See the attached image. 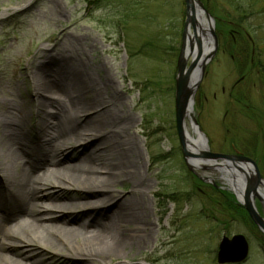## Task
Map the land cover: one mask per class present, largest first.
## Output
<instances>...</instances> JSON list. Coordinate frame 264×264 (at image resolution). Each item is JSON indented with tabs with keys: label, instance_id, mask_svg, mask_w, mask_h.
I'll list each match as a JSON object with an SVG mask.
<instances>
[{
	"label": "rangeland",
	"instance_id": "374dc122",
	"mask_svg": "<svg viewBox=\"0 0 264 264\" xmlns=\"http://www.w3.org/2000/svg\"><path fill=\"white\" fill-rule=\"evenodd\" d=\"M200 2L213 19L217 49L193 96L192 118L209 152L236 147L254 161L264 181V85L258 75L264 70V0ZM184 21V0H0V104L36 105L32 75L62 79V69L84 51L85 58L80 57L87 60V71L114 79L107 95L112 90L122 95L120 103L131 119L116 130L128 129L129 138L124 139L138 143L146 180L140 193L148 205L143 220L149 225L122 229L125 236L142 237L144 243L137 249L127 247L110 264H216L220 239L237 234L249 245L243 264H264V236L218 181L220 176L212 170H190L182 156L174 92ZM88 43L98 51L90 53ZM93 56L109 71L96 70ZM58 59L64 68L55 66ZM241 103L250 107L248 112ZM29 119L34 126L36 110ZM186 126L192 136L188 122ZM83 153L75 146L63 150L57 167L76 164ZM75 190L68 189V195L76 196ZM112 192L132 195V185L120 183ZM37 202L50 212L57 204L45 197ZM255 209L264 218V207L256 202ZM77 213H67L70 221ZM62 249L35 244L27 251L19 245L3 254L16 262L27 252L40 264H65Z\"/></svg>",
	"mask_w": 264,
	"mask_h": 264
},
{
	"label": "bare ground",
	"instance_id": "6f19581e",
	"mask_svg": "<svg viewBox=\"0 0 264 264\" xmlns=\"http://www.w3.org/2000/svg\"><path fill=\"white\" fill-rule=\"evenodd\" d=\"M93 44L86 46L90 53L98 51ZM80 55L86 56L81 50L78 60L66 66L55 60V66H65L62 79L32 75L36 105L0 104V261L4 264H40L27 252L18 262L3 254L19 245L24 250L35 244L61 245L65 264H110L127 247L137 249L144 243L142 237L130 238L122 231L129 224L149 225L143 220L148 205L140 193L146 180L139 145L124 139L129 138L128 129L116 130L131 118L122 108L119 92L107 95L114 79L109 74L94 77ZM93 58L96 70L109 71L101 59ZM93 94V99L76 102ZM50 107L54 111L46 110ZM33 109L38 118L34 126L29 119ZM72 146L84 149L79 161L57 167L59 154ZM123 182L131 183L132 195L115 196L112 189ZM71 187L76 196L68 195ZM40 197L57 203L53 212L41 208ZM260 198L264 206L263 189ZM77 211V219L70 221L67 213Z\"/></svg>",
	"mask_w": 264,
	"mask_h": 264
},
{
	"label": "water",
	"instance_id": "95a60500",
	"mask_svg": "<svg viewBox=\"0 0 264 264\" xmlns=\"http://www.w3.org/2000/svg\"><path fill=\"white\" fill-rule=\"evenodd\" d=\"M184 3L185 21L176 61L174 92L175 129L183 158L190 170L201 167L203 170L216 169L251 222L264 235V219L254 206V200L261 202L260 191L264 189V181L256 164L242 156L210 153L206 138L192 118L193 95L202 81L206 64L215 54L217 38L213 33V19L200 0H184ZM186 121L191 129L190 138ZM248 251V243L243 235L223 236L218 244L216 264H242L248 257Z\"/></svg>",
	"mask_w": 264,
	"mask_h": 264
},
{
	"label": "flooded vegetation",
	"instance_id": "af4514ba",
	"mask_svg": "<svg viewBox=\"0 0 264 264\" xmlns=\"http://www.w3.org/2000/svg\"><path fill=\"white\" fill-rule=\"evenodd\" d=\"M253 61H254V58H253V56L250 58V63L252 64L253 63ZM246 63V62H245ZM258 75H259V77L260 78H262L263 79V85H264V70L261 72L260 70H259V72H258ZM244 80V77H241V79L238 81V82H236L235 83V85L231 88V90L233 91L234 89H235V87H236V85H238L240 82H242ZM241 106H242V111H244V112H248L249 111V109H250V107L247 105V104H243V103H241ZM225 145H226V143H224ZM217 154H223V155H226V156H242V157H246V158H249L250 159V157L245 153V152H240L236 147H232V148H230L229 150H227V149H219L218 150V152H216ZM257 167V166H256ZM258 168V167H257ZM212 171H214L215 173H217L220 177L218 178V181H222V179H221V175H220V173L216 170V169H211ZM211 180V179H210ZM222 184H223V186H225L224 185V182L222 181ZM224 189H227V188H224ZM224 189H222V190H224ZM262 189V188H261ZM263 191H264V189H263ZM256 202H258L260 205H261V207H264L263 206V204L259 201V200H256L255 201V203ZM238 207H240L242 210H244L241 206H240V204H238ZM245 211V210H244ZM247 215V214H246ZM247 217H248V215H247ZM248 219H249V217H248ZM250 220V219H249Z\"/></svg>",
	"mask_w": 264,
	"mask_h": 264
},
{
	"label": "trees",
	"instance_id": "16d2710c",
	"mask_svg": "<svg viewBox=\"0 0 264 264\" xmlns=\"http://www.w3.org/2000/svg\"><path fill=\"white\" fill-rule=\"evenodd\" d=\"M237 1V3H240V2H238V1H240V0H236ZM238 9V8H237Z\"/></svg>",
	"mask_w": 264,
	"mask_h": 264
}]
</instances>
